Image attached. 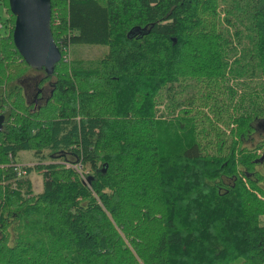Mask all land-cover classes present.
Here are the masks:
<instances>
[{
    "label": "trees",
    "instance_id": "1",
    "mask_svg": "<svg viewBox=\"0 0 264 264\" xmlns=\"http://www.w3.org/2000/svg\"><path fill=\"white\" fill-rule=\"evenodd\" d=\"M50 5L47 71L16 49L0 0V264H264V135L245 144L264 122V0ZM72 44L107 51L72 59ZM172 117L189 137L165 148Z\"/></svg>",
    "mask_w": 264,
    "mask_h": 264
},
{
    "label": "water",
    "instance_id": "2",
    "mask_svg": "<svg viewBox=\"0 0 264 264\" xmlns=\"http://www.w3.org/2000/svg\"><path fill=\"white\" fill-rule=\"evenodd\" d=\"M8 5L15 16L12 39L16 49L31 67L51 71L61 53L51 33L50 0H8ZM3 119L0 113V129ZM90 180L88 176L86 182Z\"/></svg>",
    "mask_w": 264,
    "mask_h": 264
},
{
    "label": "rangeland",
    "instance_id": "3",
    "mask_svg": "<svg viewBox=\"0 0 264 264\" xmlns=\"http://www.w3.org/2000/svg\"><path fill=\"white\" fill-rule=\"evenodd\" d=\"M105 51H107V47L101 44H72L71 45V58L74 59V58L82 57V58L94 59L102 55L103 53H105ZM66 54L68 56V52H66ZM31 73L37 74L36 72H31ZM48 89H49V85L46 84L44 86V91L47 92ZM192 119L196 120L194 123L199 127L203 119V116L195 114L192 116ZM176 120H178L177 117H172L170 118V122H169L170 126L165 124V125L159 126L158 128L159 141L165 148L172 147V144L178 139L181 140L183 138V140H187V138L189 137L188 131L187 132L185 131L181 133L180 135L178 134V130L181 129L182 127L177 128ZM255 126L257 130L253 134V139L245 143L249 147L257 144L259 140L263 139V137H261L260 135V133L263 131L262 129L263 124H261L260 122H257ZM186 129L188 130V127ZM198 130L199 128H197V131ZM31 153H32L31 151H19L17 155L15 156L16 162L24 163V164L36 163V161H38L37 157H34L33 154ZM259 169H260V166H259ZM261 170L264 171V167L260 169V171ZM30 179L32 182L33 191L35 193L40 192L42 190L41 175L36 170H33L30 173ZM260 184L264 188V182L261 181Z\"/></svg>",
    "mask_w": 264,
    "mask_h": 264
},
{
    "label": "flooded vegetation",
    "instance_id": "4",
    "mask_svg": "<svg viewBox=\"0 0 264 264\" xmlns=\"http://www.w3.org/2000/svg\"><path fill=\"white\" fill-rule=\"evenodd\" d=\"M33 68V67H32ZM43 68V67H41ZM44 69V68H43ZM38 74H28L26 75V77L24 78V83L22 84L23 90L25 92V95L30 98V99H37L39 98V100H41V98L46 97V95L49 94L48 90L47 92L44 91V87L40 88L37 86V80H38ZM39 95V97H38ZM261 124H263V131L260 133V135H264V122H262Z\"/></svg>",
    "mask_w": 264,
    "mask_h": 264
},
{
    "label": "built area",
    "instance_id": "5",
    "mask_svg": "<svg viewBox=\"0 0 264 264\" xmlns=\"http://www.w3.org/2000/svg\"><path fill=\"white\" fill-rule=\"evenodd\" d=\"M65 57L67 58V54L65 53ZM65 166L66 167H71L73 168L75 171H77V173L79 174V176L86 180L87 177H86V171L83 170V167H82V163L81 162H73V163H70V162H65Z\"/></svg>",
    "mask_w": 264,
    "mask_h": 264
}]
</instances>
